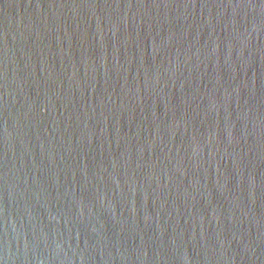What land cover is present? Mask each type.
Returning a JSON list of instances; mask_svg holds the SVG:
<instances>
[{
	"label": "water",
	"instance_id": "water-1",
	"mask_svg": "<svg viewBox=\"0 0 264 264\" xmlns=\"http://www.w3.org/2000/svg\"><path fill=\"white\" fill-rule=\"evenodd\" d=\"M0 264H264V0H0Z\"/></svg>",
	"mask_w": 264,
	"mask_h": 264
}]
</instances>
